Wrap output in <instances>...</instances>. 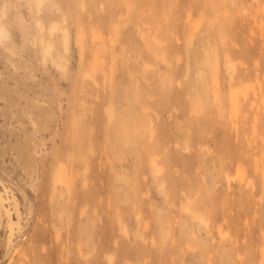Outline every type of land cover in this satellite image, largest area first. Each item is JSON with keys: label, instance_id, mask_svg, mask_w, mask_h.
<instances>
[{"label": "rangeland", "instance_id": "rangeland-1", "mask_svg": "<svg viewBox=\"0 0 264 264\" xmlns=\"http://www.w3.org/2000/svg\"><path fill=\"white\" fill-rule=\"evenodd\" d=\"M0 28V264H264V0H0Z\"/></svg>", "mask_w": 264, "mask_h": 264}, {"label": "bare ground", "instance_id": "bare-ground-1", "mask_svg": "<svg viewBox=\"0 0 264 264\" xmlns=\"http://www.w3.org/2000/svg\"><path fill=\"white\" fill-rule=\"evenodd\" d=\"M41 1L42 0H37V3L38 4H41ZM55 26H57V28H56V30H58L60 27H58V25H55ZM55 26L53 27V28H55ZM50 29V28H49ZM51 31H54V30H51ZM61 31V30H60ZM52 33V32H51ZM62 34H64V33H62ZM66 34V33H65ZM2 35H4L3 34V30H2V28H0V37H2ZM4 37V36H3ZM69 37V36H68ZM5 38V37H4ZM190 39V38H189ZM65 41V43H69V41L67 40V39H64ZM191 40V39H190ZM189 40V41H190ZM68 41V42H67ZM63 42V43H64ZM64 43V44H65ZM68 46V45H67ZM48 47V46H47ZM63 49H65L64 51H66V48H65V45H64V47H63ZM68 49V48H67ZM68 51V50H67ZM46 54V53H45ZM62 60V59H61ZM179 60V57H178V59H177V61ZM59 63H61V62H59ZM178 63V62H177ZM59 65H61V64H58V67H60L61 68V66H59ZM62 67H64V65L62 64ZM112 68V67H111ZM62 69H64V68H62ZM113 70V68L111 69V71ZM109 112H111L110 110H109ZM111 114V113H110ZM60 178H61V181L64 183V177L63 176H60ZM10 220L12 221V224H14L15 223V221H14V219L13 218H10ZM21 244L20 243H18L17 245H16V247H15V249H13V252H15L17 249H18V247L20 246ZM12 256V255H11ZM109 260H111V259H109Z\"/></svg>", "mask_w": 264, "mask_h": 264}]
</instances>
